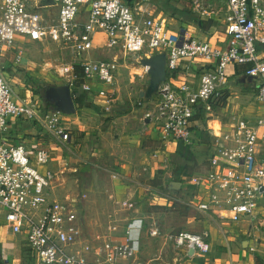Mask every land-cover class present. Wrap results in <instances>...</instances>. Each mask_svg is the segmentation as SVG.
I'll return each instance as SVG.
<instances>
[{
  "label": "built area",
  "instance_id": "built-area-1",
  "mask_svg": "<svg viewBox=\"0 0 264 264\" xmlns=\"http://www.w3.org/2000/svg\"><path fill=\"white\" fill-rule=\"evenodd\" d=\"M153 1L135 0L129 5L124 0H0V55L15 39L28 38L40 44L51 42L76 58L93 48L92 36L97 31L105 35L108 52L118 50L139 65L140 59L164 52L166 80L148 100L138 99L136 104L164 143L190 145L199 109L206 122L213 119L214 110L222 105L229 65L243 66L244 75L257 81L256 99L264 106V52L259 49L264 46V0L212 4L191 0L192 11L200 18L223 15L225 50L171 33L163 20L151 16ZM50 8H57L56 13H41ZM196 58L208 65L199 74L196 87L187 82L174 85L167 79L181 60ZM21 59L17 54L15 63L20 64ZM73 62L60 70L58 65L56 73L73 82V65L80 66L79 90L104 100V110H108L113 92L107 87L115 84L121 65L104 60ZM44 107L16 101L0 69V135L8 131L7 120H23L37 123L62 143L69 142V134L59 125V111H45ZM207 128L214 141L213 154L205 171L187 180L199 196L193 208L217 213L230 223L255 218L264 198V113L254 123L236 118L226 130L219 127L217 134ZM32 150L35 152L28 153L23 144L0 140V221L12 234L24 237L31 253L28 264H122L137 257L144 225L149 238L162 236L161 217L150 214L146 223L141 219L128 223L120 241L107 235L87 239L76 213L78 201L48 199L56 178V173L44 169L51 160L49 152ZM167 237L185 256L209 248L206 231L181 230Z\"/></svg>",
  "mask_w": 264,
  "mask_h": 264
},
{
  "label": "crops",
  "instance_id": "crops-1",
  "mask_svg": "<svg viewBox=\"0 0 264 264\" xmlns=\"http://www.w3.org/2000/svg\"><path fill=\"white\" fill-rule=\"evenodd\" d=\"M204 2L212 4L210 0ZM190 3L191 1L186 0H154L151 16L163 20L171 33H182L225 50L227 36L224 33L223 15L211 20L200 18L205 22L211 21L210 26L202 29L193 19L198 17L193 13ZM189 13L193 16H189ZM18 48L19 45L13 42L0 55V69L15 100L32 101L45 106V111H55L54 105L45 101V91L50 87L43 91L37 90L36 85L40 82L37 79L27 82V65L23 63V58L20 64L15 63ZM259 49L264 52V46H259ZM12 50H15L13 54ZM123 68L127 69L128 64L124 63L118 68L116 79L119 70ZM207 68V63L199 58L181 60L175 72L169 74L167 79L174 85L187 82L196 87L199 74ZM138 73H143L141 65ZM145 77L147 74L143 73V80L146 81ZM227 80L223 95L225 102L214 110L213 119L208 122L205 120L206 132L207 127L215 134L219 127L226 130L236 118L254 123L264 113V106L256 99L257 81L244 75L243 66L229 65ZM66 82L67 84L59 83L53 87L67 86L73 98V83L68 80ZM141 91H144L142 86L137 92L138 99H141ZM80 94L85 97L88 105L79 106L73 101L75 112H59L58 116L59 125L70 136L69 142L58 141L37 123L27 122L24 129L16 120H9L8 128V131L13 128L15 131L6 136L0 135V140L4 138L11 143L29 141L31 149L43 148L49 152V164L52 172L56 173V188L63 199H75L78 201L77 205L83 208L80 210L82 213L84 211V215L82 217L81 214L78 220L87 239L96 235H107L113 241H120L128 223L138 219L146 223L150 214H153L161 217L158 224L162 236L149 238L144 225L139 235L140 251L137 257L122 264H264V198L260 201L255 218L237 223L222 220L214 212H198L195 208L197 214L186 216V207L189 204L184 201L182 192L185 190L184 183L188 185L189 177H186V173L193 163L185 166L179 158L178 161H173L177 157V143L162 142L152 125L144 119L141 109H125L120 115L111 118L108 114H111L112 106L104 110V100L83 92ZM195 125L197 127L192 130L193 140L189 146L196 162L203 161L206 155L199 151L207 148L205 161L208 163L213 154V137L207 132L209 140L203 143L199 131L203 128V123L198 121ZM22 128L23 131L20 132ZM85 171L91 175V180L87 183L81 178ZM93 174H100V180H96L99 183L95 182ZM80 180L83 181L80 183ZM176 183L180 184L178 190L172 188ZM99 191L102 198L97 196ZM193 197L197 202L198 194L194 192ZM96 203L103 205L105 210L109 206L119 207V210H115L117 215H103L101 211L98 217L93 218L90 208ZM177 207L179 213H174V208ZM177 223L185 231L208 232V251L191 253L188 256L181 254L167 237L174 230L173 224ZM113 228L116 232H112ZM16 239L22 241V237L9 233L7 226L0 221V264H13L16 258L22 260L21 263L18 259L17 264H28L25 259L27 255L16 256ZM170 250L174 252L173 255Z\"/></svg>",
  "mask_w": 264,
  "mask_h": 264
},
{
  "label": "rangeland",
  "instance_id": "rangeland-1",
  "mask_svg": "<svg viewBox=\"0 0 264 264\" xmlns=\"http://www.w3.org/2000/svg\"><path fill=\"white\" fill-rule=\"evenodd\" d=\"M134 1L135 0H133V2ZM186 1L190 2L191 0H186ZM210 1L212 3L219 2V0H210ZM56 11H57V8H50L46 11L42 10L41 13H44V15H46V14L56 13ZM191 16H193V14H191ZM196 16L198 17V15ZM92 39H93L92 40L93 48L88 53H84L82 56H78L76 58L72 56L69 50L58 48L56 47V45H54L51 42H44L43 44H40L36 41L30 40L28 38H24V39H15L14 43L16 42L19 45L18 50H16V54L20 53L24 60L23 63L27 65L26 66L27 70L26 71L22 70V71H25L27 82L31 83L30 81L33 82V79L34 80L37 79L40 83L39 85H36L38 86V88L36 89L40 91L45 90L47 87L58 86L59 83L67 84L66 80H68V82L70 83H73L72 81L69 80L70 79L69 77L66 76V78H64L60 75V73L59 75L58 73H56V68L58 67V65H59V70H60L63 66L72 63L73 59H76V60H104V61H114L118 63L119 65H124V63L128 64L127 69L123 68L119 70L115 84L112 87H107V90L113 92L111 96L113 103H111L110 105V107L112 106L111 114L109 113L108 116H110L111 118L116 117L120 115L125 109L126 110H129V109L137 110V105H136L137 100H138L137 92L141 88V86L143 90L146 89L148 85V76L145 77L147 78L146 81L145 79L143 80V73L141 74L138 73L140 69V65L134 62L132 59H127V57H125V55H123L118 50H115L113 52H108V50L105 47L106 37L102 32L100 31L95 32L94 35L92 36ZM14 51L15 50H12L11 53L13 54ZM112 110H115V112H113ZM7 122L9 121L7 120ZM16 123L23 126L24 129H25V126L28 124L26 121H23V120H16ZM23 128L20 130V132L23 131ZM13 131H15L14 128L12 130L4 132L3 136H6ZM20 144H23V146L25 147V150L28 153L35 152V150L31 149V144L29 143V141L27 142L22 141L20 142ZM201 150L202 152L199 151V153H202V154L204 153L207 157V148L201 149ZM206 157L203 159V161H198L195 164H192L191 167H189L190 168L189 172L186 173V177H190L198 172H204L208 164L207 161H205L207 159ZM173 161H178V158L175 157V160ZM45 169L49 171L53 170L51 164L49 163L46 165ZM93 175L95 177V182L99 183L96 180L98 181L100 180V174L98 176H96L95 174ZM81 178L84 179L85 183H87L88 180L89 181L91 180V175L85 171V173L81 174ZM82 181L83 180H80V183ZM183 188H185V190L182 192L183 193L182 196L184 198V201L188 202L189 204L186 207L187 208L186 216L188 215L194 216L195 214H197L193 208V205H195L196 203L193 197L194 190L191 187H188V185L186 186V182L184 183ZM48 193H49L48 195L49 200L64 201L63 199L64 197L59 192V190L56 188V184L54 180L52 181V184H51V187ZM87 194L90 195L89 193ZM98 195H99V198H102L100 191L97 194V196ZM176 205H179V204H175V206ZM77 207L78 208L76 209V213L78 214V218L81 216V214L83 217L84 211L82 213V210H80V209H83L82 206L77 205ZM90 209L92 212V217L96 218L98 217V214L101 211H103V215L109 214L110 216V215H113V213L117 215V211L115 210H119V207L109 206L105 210L103 205H101L100 203H96V205L94 204ZM174 209H175L174 213H179L178 207ZM0 211L3 213V210L1 208H0ZM172 227L174 228V230L171 233H177L183 230L179 226V223L173 224ZM8 232L10 233L9 229H8ZM15 236H18V235H15ZM19 237H22V241H19L16 239V242H14V245L16 247V256L18 254L20 257L23 254L27 256L31 255V253L27 251L26 241L24 240V237L23 236H19ZM153 247H155V245ZM169 252L171 253V255L174 254L172 250H170ZM175 253L177 252L175 251ZM18 259L16 258L13 264H17ZM21 263H22V260H21Z\"/></svg>",
  "mask_w": 264,
  "mask_h": 264
},
{
  "label": "water",
  "instance_id": "water-1",
  "mask_svg": "<svg viewBox=\"0 0 264 264\" xmlns=\"http://www.w3.org/2000/svg\"><path fill=\"white\" fill-rule=\"evenodd\" d=\"M132 5L133 0H125ZM166 54L164 52L157 53L147 59H140V65L146 69L149 78L148 85L144 91L139 93V98L148 100L157 92L161 83L166 80ZM45 101L54 105L55 109L64 114H73L75 105L70 90L65 87H50L45 91ZM179 183L173 184L172 188L178 190ZM192 252L190 251L189 254Z\"/></svg>",
  "mask_w": 264,
  "mask_h": 264
},
{
  "label": "trees",
  "instance_id": "trees-1",
  "mask_svg": "<svg viewBox=\"0 0 264 264\" xmlns=\"http://www.w3.org/2000/svg\"><path fill=\"white\" fill-rule=\"evenodd\" d=\"M189 16H191V14L189 13L188 14ZM197 23L200 24V27L202 29L204 28H207L208 26H210L211 24V21H207L205 22L204 20H201L199 17L198 18H193ZM73 74L75 76V79L73 81V87H74V91H73V101L79 105V106H86L88 105L87 102H86V99L83 95H81L80 93V84H81V77H82V74H81V69H80V66L78 65H73ZM225 100L224 98L221 100V103L224 104ZM48 103V102H47ZM49 105H52L50 103H48ZM216 109V108H215ZM198 121L203 123V128L201 127L199 129L200 131V134H201V141L203 143L207 142V140H209V136L206 132V130L204 129V123H205V118H204V113L201 109L198 110ZM191 146L189 145H186L182 142H178L177 143V151H176V155H177V158H179V160L185 164V166H187V163H193L195 164L196 163V158H195V155L194 153L192 152ZM183 164V165H184ZM26 260H28V263L30 261V257H26L25 258Z\"/></svg>",
  "mask_w": 264,
  "mask_h": 264
}]
</instances>
